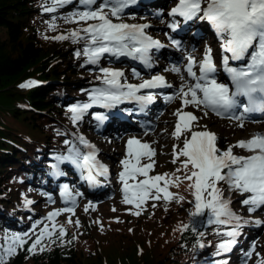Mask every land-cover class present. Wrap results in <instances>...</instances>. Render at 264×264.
Segmentation results:
<instances>
[{
  "label": "snow or ice",
  "instance_id": "6c2138e0",
  "mask_svg": "<svg viewBox=\"0 0 264 264\" xmlns=\"http://www.w3.org/2000/svg\"><path fill=\"white\" fill-rule=\"evenodd\" d=\"M72 3L74 0H51L45 11L53 13ZM78 3L83 6V10L63 17L65 23H73L78 27L51 39L82 44V48L75 55L77 58L82 56L88 65L99 66L106 57L115 60L126 57L140 62L147 69L154 67L152 50L158 51L165 45L147 33L149 24L125 22L126 10L135 5L137 0H100L99 3L98 0H78ZM169 15L173 19L167 27L173 32L180 29L181 22L187 25L190 21L201 20L211 26L221 41L222 52L225 53L221 58L223 71L230 77L234 90L228 84L218 81L217 62L210 47L205 49L203 58L199 61L191 53L186 55L187 63L183 66V72L191 82L181 74V65L166 69L180 75L182 81L173 95L165 97L166 102L179 100L182 105L173 113L177 120L171 134L177 141L184 137L182 146L174 145L172 151V163L180 161L176 173L182 174L150 175L156 165V149L132 136L126 142V154L120 162L122 203L132 206L135 211L130 214L135 216L146 210L144 206L150 200L154 201L152 207L157 206L156 201L163 200L167 210L168 203L185 201L184 196L173 193L170 188L179 187L187 181L192 197L187 203L193 206L189 211L190 223L183 224L177 230L185 232L191 228L193 232H197L198 225H216L217 234L227 237L217 246L216 255L219 256L232 249L241 235V229L248 223L233 211L232 200L225 196L222 185L226 184L228 191L238 192L241 196L247 194L241 203L249 212L264 209V133H255L251 138L240 140L225 149L220 146L217 134L208 130L207 126L203 130H193V125L200 118L184 109L189 106L197 110L203 109L205 116L211 112L221 118L236 121L241 128L249 114H264V0H178ZM177 17L181 19L178 20ZM56 28L53 19L49 23V29ZM172 46L179 49L180 41L173 39ZM230 61L242 62L243 66L232 67ZM99 72L97 79L102 86L89 93L88 102L76 103L67 109L73 125L78 124L94 107L111 110L123 103H135L142 112L156 99L153 93L141 94L142 90L172 87L160 74L142 79L140 73L133 69V76L142 80L139 84H133L127 81L125 72L119 68L99 67ZM37 84L35 80H28L19 87L29 89ZM241 98H245L246 102H242ZM240 109L242 111L238 113ZM94 119L102 125L108 117L95 113ZM77 141L86 151H81L76 143L66 140L65 143L70 145L68 153L55 157L56 163L51 166L53 172L57 176L63 175L59 165L69 162L80 169L82 174L87 173L84 178L89 184H97L98 177H107L109 169L98 159L99 152L95 145L83 136L77 137ZM236 148L248 152L249 155L236 154ZM144 159L148 162L143 163ZM61 195L72 206L48 214L46 220L51 222V228L44 224L39 233H35L36 238L27 249L30 253L36 250L43 252L48 245L58 240L64 242L66 228L63 225L58 226L55 218L64 213L74 215L75 197L80 193L74 196L69 186L64 184ZM32 203L33 201L25 199L26 206ZM89 207L95 209V205H89L85 212ZM68 223H73L71 216L68 217ZM74 223L77 228L80 227L78 219ZM255 223L260 225L264 221L257 220ZM220 226L230 230L220 232ZM197 234L201 237L204 235L203 232ZM32 235L33 233L4 234L5 243L0 246V264H8V259L16 255ZM198 246L203 248L204 244L198 242ZM247 255L251 257L252 252ZM259 264H264V257Z\"/></svg>",
  "mask_w": 264,
  "mask_h": 264
},
{
  "label": "rangeland",
  "instance_id": "374dc122",
  "mask_svg": "<svg viewBox=\"0 0 264 264\" xmlns=\"http://www.w3.org/2000/svg\"><path fill=\"white\" fill-rule=\"evenodd\" d=\"M50 2L51 0H49V3ZM166 3L167 6L164 5V15L160 16L163 18L152 19V22L155 26H157L156 28L153 27V31H160L159 27L162 22L165 25V22L169 20L167 13L176 6L178 0H166ZM61 10L65 11H62L63 13H59L62 17H59L58 21V12ZM78 10H83V6L78 3V0H74V3L57 9V11L53 12V14L44 15L39 19H36L33 15L26 19V24H29L28 26H31V28L34 27L33 31L38 32V35L41 36V40L45 47H59L62 45L61 41L51 39V37L62 33L66 34L70 30L78 27V25L73 23H65L63 19L64 16L69 13L71 15L72 12ZM136 15L137 13L133 10L125 12V17H135L133 19L134 22H139ZM53 19H55V23L57 25L56 30L49 29V23L52 22ZM144 21L145 20H142V22ZM206 24L207 22L205 21L200 22V25L205 26ZM207 32L208 36L214 34L213 30L211 32V30L208 29ZM46 36L49 38L45 39ZM205 40L210 41L209 38H206ZM205 40H201L202 43L199 48L203 46V41ZM48 54H50V56L57 55V53L53 50L48 52ZM74 56L77 58L76 55ZM180 56H183V54H180ZM123 59L124 63H126L127 60L125 58ZM65 60H68V56L58 62L64 63ZM184 62L185 60L182 58L180 64L183 65ZM122 66L123 65L112 59V62L108 64H100L99 66L89 65V68L92 72L91 75L96 76L97 74H100L99 67H114L122 70ZM124 69H126L123 70L125 72V76L130 75L132 77L130 80L136 79L130 73V71L134 68L124 66ZM181 74L185 76L186 80H189L186 74ZM171 76L174 79H176L175 77L180 79V75L176 73L171 72ZM127 80L129 79L127 78ZM86 81L88 83H100L92 78L88 79L87 77ZM86 84L87 83H84L81 87L86 89ZM61 92L65 93L66 90L65 92ZM88 96L89 93L84 94L83 99L88 98ZM86 102H88V100H86ZM181 107L182 105L179 100H175L173 103L168 105H163L160 112L165 110L163 112L164 116L161 117V119H157L159 127L158 131L153 135L146 136L144 139L140 138L143 142H147L152 145V147L156 149V152L161 151L160 157L158 156V153L154 157L156 165L154 170L149 173L150 175L176 173V169L180 167V161H177L176 164L172 163V151L174 145L182 146V140L184 137L182 136L181 140L177 141L171 134L174 131L177 120V117L174 116L173 113ZM99 109L101 110V108ZM103 111H105V109ZM184 111L193 112L194 115L200 118L198 122L193 125V130H203V127L207 126L208 130L217 134L220 146L225 149L230 145H235L240 140H247L251 138V136L255 133H264V122L245 121L244 127L241 128L238 126L236 121L221 118L211 112L205 116L203 109L197 110L196 108L189 106L185 108ZM105 113L107 114L106 111ZM117 122L119 124L121 123L118 120ZM148 122L150 123L149 120ZM125 128L127 130L122 133V141H117V139L111 135L103 138V134L98 133V131H92L88 127H86L83 132L81 131V128L76 131L73 142L76 143L77 147H79L81 151V145L77 141V137L79 136H83L98 149V159L109 169L107 177L112 184V189L104 190L106 188L104 184L102 187L103 191L101 190V193H97L95 196L88 194L91 192L86 191L85 188L93 191L98 183L103 182L99 178V182L97 184H89V186L87 185L85 178L81 179L80 177H77L76 183L67 184L69 186V190L74 196L77 191H79L78 189L82 188L83 191L82 194L75 197L76 205L74 215L64 213L55 218V223L58 226L63 225L67 231V235L64 238L63 243H67L68 240L74 242L81 258H83V261L86 264H149V262L160 260L163 256L171 257L172 254H174L175 258L180 261L186 260V264H217L218 260L232 256H237L238 259L241 260L240 264H259L261 257H264V224L257 225L255 221H264V209L249 212L248 208L241 203L247 194H245V196H241L238 192L228 191L226 184L222 185L225 190L224 194L232 200L233 210L242 207L241 209H243V211L237 214L242 217L243 220L248 221V223L245 224L248 226V230H245L244 227L241 229V235L237 238V242L224 256L216 255V248L210 247L211 244L217 241L227 239V237L218 234H215L212 239H205L206 241H203L204 247L202 249L192 252L191 254H183L180 257L177 255L178 249L176 251V246L185 233L178 231L177 229L183 224L190 223L189 211L192 210L193 207L191 204L187 203L188 200L192 199L190 191L187 187V181L181 183L179 187L170 188V191L173 193L184 196V202L177 203L173 201L168 203L167 210H165V203L163 200L156 201V207H152L154 201L150 200L144 206L146 210L142 211L141 215L135 216L130 214L131 211H135V209H133L130 205L122 203V185L119 181V173L122 170L120 162L124 159L126 154L127 140L132 136L139 138L141 135H139L140 133L129 131L130 128H128V126ZM102 139H105V141L103 142ZM58 144L59 148L61 143L58 142ZM234 152L239 155H249L248 152L239 148L234 149ZM66 153H68V151ZM142 162L147 163L148 161L147 159H144ZM69 164L76 168L71 163ZM65 170H67V168L61 169L62 173L65 172ZM181 174L182 173H176V175ZM46 180L47 177L40 179L38 183L42 184ZM42 187L43 186L41 185L31 184L29 186H18V188H14V192L16 193L20 190H24V193L22 194L24 199L33 201L30 205L31 212L34 214V219L32 221L33 226H31L29 222L31 219H28L25 216L24 221H27L26 223L30 225V227L24 231L25 233H33L32 237L34 238H36L35 233H39L44 224H48L51 228V222L46 220V217L50 212L72 206L70 203H66L64 200H61V192L56 190L48 193L46 189L42 190ZM40 190L44 194L46 193V195H42ZM89 205H95V209L93 210V208L89 207V210L85 212V208ZM113 209H115V211H113ZM18 216L19 215L14 214V217L18 218ZM69 216H71L73 221L72 224L68 223ZM77 219L80 221L79 228H77L74 223ZM96 221H99L100 223H96ZM228 230H230V228L223 226V232ZM6 233L10 235L14 232H9V230H6V232H0V243L3 245L5 243L3 237ZM23 233L24 232H21V234ZM73 236H75V239H73ZM57 242L60 241L58 240ZM52 245L53 244L48 245L47 248L52 247ZM175 251L176 254L174 253ZM249 252H252L251 257L247 255Z\"/></svg>",
  "mask_w": 264,
  "mask_h": 264
},
{
  "label": "trees",
  "instance_id": "16d2710c",
  "mask_svg": "<svg viewBox=\"0 0 264 264\" xmlns=\"http://www.w3.org/2000/svg\"><path fill=\"white\" fill-rule=\"evenodd\" d=\"M48 4L49 0H0V232L9 230L21 234L33 226L34 214L31 206L25 205L24 190L16 193L14 188L40 185L39 180L45 177L47 180L42 184L58 185L64 174L55 175L51 166L56 163L57 155L67 154L70 145L65 141L74 143L76 131L82 130V122L87 119L73 125L67 109L86 102L83 95L101 86V83L86 81V77L99 81L97 76L100 74L92 76L91 71L85 72L81 67L84 58L74 56L82 44L66 40L61 41L59 47H45L41 36L33 31L34 27L26 24V19L33 15L39 19L53 14L45 11ZM51 50L57 55L50 56ZM67 56L64 63L58 62ZM28 80L38 84L29 89L19 87ZM84 83H87L86 89L81 87ZM58 142L61 143L59 148ZM59 168L60 171L67 168L65 174L72 173L67 162ZM14 214L19 215L18 218ZM25 216L31 219L30 225L24 221ZM197 232L204 235L201 237ZM197 232L191 228L185 231L176 246L179 257L202 249L198 242L212 239L217 234V226L198 225ZM220 232H223V226H220ZM33 240L35 238L31 237L16 255L10 257L8 264H86L74 242H56L43 252L30 253L27 249ZM222 241L210 247L217 250ZM0 246L4 245L0 243ZM218 262L240 264L241 260L232 256ZM150 263L186 264L187 261H180L172 254Z\"/></svg>",
  "mask_w": 264,
  "mask_h": 264
},
{
  "label": "bare ground",
  "instance_id": "6f19581e",
  "mask_svg": "<svg viewBox=\"0 0 264 264\" xmlns=\"http://www.w3.org/2000/svg\"><path fill=\"white\" fill-rule=\"evenodd\" d=\"M100 2V0H98V3ZM165 4V6H167V3H164ZM62 11H65V10H61L60 11V13H63ZM68 15H70V13L68 14ZM137 17H138V20H142L143 18H144V16H142L140 13L139 14H137L136 15ZM59 17H62V16H60V14L58 13V21H59ZM126 18V20H125V22L126 23H128L129 21H131V16H128V17H125ZM201 43H202V41H201ZM83 46V45H82ZM251 51V50H250ZM124 59H123V57L122 58H120L119 60H117V62H120V61H123ZM110 62H112V58L111 57H106V58H104V59H102L101 60V62H100V64H108V63H110ZM81 67L83 68V70L86 72H88V71H91L90 70V68H89V65L88 64H86L85 63V60L84 61H82V63H81ZM129 80L131 79V76H126ZM62 90V89H61ZM117 109H122V110H124L125 109V107L124 106H122V105H118L117 107H116ZM100 110V109H99ZM100 113L101 114H105V111H103V110H100ZM119 121V120H118ZM88 125L87 124H84L83 126H82V128H86ZM120 126H121V128L122 129H126L125 127L126 126H129L128 124H124V123H120ZM99 132L98 133H101V134H103L104 136H103V138H105V136H113V137H115L116 139H117V141H122L123 139H122V132L118 135V136H114V134H113V130L112 129H110V128H107V129H103L102 127H99ZM139 135H141V136H139V139L140 138H145L146 136H150V135H145V133L144 134H139ZM103 140V142L105 141V139H102ZM117 146V145H116ZM120 146V145H119ZM83 147V146H82ZM82 151H86V149L83 147L82 148ZM157 153H158V156L160 157V153H161V151H157ZM87 175V173H81V170L80 169H78V174H74V175H71V176H68V177H65V178H63V183L64 184H66V183H76L77 181V177H79V176H86ZM101 181H103L104 183H105V186H106V188L104 189V190H106V189H108V190H111L112 189V184L110 183V180H108V177H104V176H101V177H98ZM16 187V186H15ZM86 189V191H90L91 193H88V194H90L91 196H95V195H97V193H95V192H93V191H91V190H89V189H87V188H85ZM103 191V190H102ZM102 191H100L99 193H101ZM61 200H64L65 201V198L64 197H62L61 198ZM204 240V239H203ZM206 241V240H205ZM248 245V244H247ZM256 256V255H255ZM258 257H260V256H258ZM262 258V257H261ZM31 260V259H30ZM29 260V261H30ZM28 263V262H27Z\"/></svg>",
  "mask_w": 264,
  "mask_h": 264
}]
</instances>
